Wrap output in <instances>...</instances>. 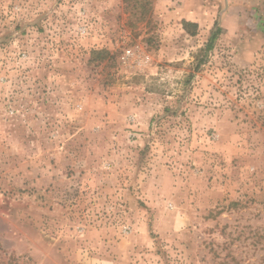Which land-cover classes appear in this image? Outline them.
<instances>
[{
    "label": "rangeland",
    "instance_id": "374dc122",
    "mask_svg": "<svg viewBox=\"0 0 264 264\" xmlns=\"http://www.w3.org/2000/svg\"><path fill=\"white\" fill-rule=\"evenodd\" d=\"M260 108L264 0H0V264H264Z\"/></svg>",
    "mask_w": 264,
    "mask_h": 264
},
{
    "label": "trees",
    "instance_id": "16d2710c",
    "mask_svg": "<svg viewBox=\"0 0 264 264\" xmlns=\"http://www.w3.org/2000/svg\"><path fill=\"white\" fill-rule=\"evenodd\" d=\"M182 26H183V29L190 35H195L196 33V30H197V24L195 22H190V21H182ZM220 27H218L217 25L212 29L211 33H210V36L207 40V42L205 43V47H204V51H207V50H211L213 48V44L217 38V36L220 34ZM92 55H94L93 58H90L93 59V60H100L101 59L103 60L105 58V55H108V52H106L105 50H99V51H92L91 52ZM96 54V55H95ZM203 60L198 59L197 63H196V67H199V65L202 63ZM242 76V74H240ZM257 75H260L259 73H257ZM192 76V75H191ZM239 83V87H241V78L238 77V82ZM259 97V96H258ZM258 107V106H257ZM260 113L261 112H264V109L263 108H260L258 110Z\"/></svg>",
    "mask_w": 264,
    "mask_h": 264
}]
</instances>
